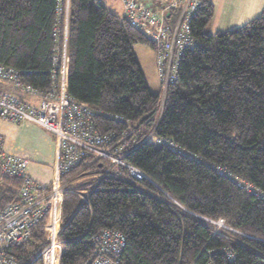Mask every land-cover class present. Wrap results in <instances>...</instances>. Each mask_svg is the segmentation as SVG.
<instances>
[{
	"label": "trees",
	"instance_id": "obj_1",
	"mask_svg": "<svg viewBox=\"0 0 264 264\" xmlns=\"http://www.w3.org/2000/svg\"><path fill=\"white\" fill-rule=\"evenodd\" d=\"M101 1H69L66 95L93 110L99 134L113 144L124 137L115 155L148 180L132 181L120 167L99 179L108 162L89 158L62 174L69 191L61 264H90L92 239L104 229L125 238L121 264H264V14L209 34L213 4L198 0L189 21L197 44L180 57L157 119L161 91L149 90L133 47L156 56L158 44ZM57 9L58 0H0V65L41 94L57 82L51 79L59 57ZM180 11L171 10L165 26ZM149 134L180 154L143 142ZM81 176L92 184L85 201L73 192ZM19 185L16 178L0 180V207L18 200ZM201 218L222 219L235 232L215 234ZM44 244L38 227L12 253L28 264Z\"/></svg>",
	"mask_w": 264,
	"mask_h": 264
},
{
	"label": "built area",
	"instance_id": "obj_2",
	"mask_svg": "<svg viewBox=\"0 0 264 264\" xmlns=\"http://www.w3.org/2000/svg\"><path fill=\"white\" fill-rule=\"evenodd\" d=\"M120 1L126 21L158 44L155 67L164 100L167 87L177 81L180 57L183 52L197 44V41L190 37L189 21L198 8V0H173L169 4L162 1L155 10L136 0ZM178 7H181V11L174 25L165 26L167 14ZM168 32L171 33L169 39ZM60 62L65 65V57H61ZM18 77V72L0 65V82L8 83L31 97H38L39 103L35 106L11 93L0 92V122L14 126L31 122L50 132L55 138L56 165L49 186L37 183L28 174V160L8 150L0 135V180H20L18 200L0 207V264H18L12 250L25 245L30 240L32 231L38 227L44 231L45 244L28 264H61L64 244L61 240L62 205L63 195L68 192L65 189L66 184L60 179L62 174L68 173L89 158L94 161H107L109 164L108 168L98 175L99 179L113 176L112 170L118 167L123 169L126 177L132 181L141 182L148 179L142 171L124 162L122 156L115 155L121 151V147L117 145H120L124 137L113 144L109 134L101 135L95 131L93 110L66 95L63 77L54 90L43 94L29 87H22ZM115 120L123 121L119 117H115ZM143 142L163 146L180 154L171 142L151 134L146 136ZM120 176V173L116 174V177ZM75 193L83 201L86 200L88 192L80 190L78 193L75 190ZM201 220L213 229L215 234L222 230H215L213 225H222L220 229H226L222 220ZM92 242L95 247L90 264H121L120 258L125 247L123 235L115 230L104 229L93 237Z\"/></svg>",
	"mask_w": 264,
	"mask_h": 264
},
{
	"label": "rangeland",
	"instance_id": "obj_3",
	"mask_svg": "<svg viewBox=\"0 0 264 264\" xmlns=\"http://www.w3.org/2000/svg\"><path fill=\"white\" fill-rule=\"evenodd\" d=\"M161 1H163L165 4H169L173 0H161ZM139 2L143 3L148 8L152 7V0H139ZM101 4L104 7H106L109 11L115 12L116 14H121V4L118 0H104ZM181 5H183V3H181ZM133 50L137 59V63L142 71L146 85L148 86L149 90L152 93H160L161 88L159 83V77L155 67V58H156L155 52L143 45H135L133 47ZM2 90L3 88H1L0 90L1 93L6 92ZM161 103L162 102L160 101L157 119H159L161 116L160 113V111H162L160 109ZM0 133L3 135V138L7 140L6 146L8 150H10L15 154H19V155L23 154L24 156L23 155L21 156L25 157L26 159L27 158L29 159V160L27 159L28 167L31 164V166H38L39 169H43L46 171L45 177H47L49 180L45 183L38 181L36 182L45 186H49L51 184L52 175H53L51 172V166L49 167V164L50 162L54 161L53 160L54 157L56 160V146H55L54 136L44 128L31 122H26L24 123V125H16V127L2 126L0 127ZM32 164H36V165H32ZM54 165L56 164L54 163ZM34 169L35 168H32V172ZM88 179L89 177H85V176L76 178V180L74 181L78 184V186L81 187L76 186L75 188H73V192H75L76 188H79L77 190L78 193H80V190H82L84 193L88 192V189L91 188V184L86 185L88 183ZM65 189L69 191L68 183L65 185ZM12 202H16V201L6 202L5 204L2 205V207ZM222 221L224 222V220ZM224 226L226 227V229H220L222 225H220L219 227L213 225L212 227L215 230L218 229L219 231L222 230V232H230L232 230L226 224ZM218 234H220V232Z\"/></svg>",
	"mask_w": 264,
	"mask_h": 264
},
{
	"label": "crops",
	"instance_id": "obj_4",
	"mask_svg": "<svg viewBox=\"0 0 264 264\" xmlns=\"http://www.w3.org/2000/svg\"><path fill=\"white\" fill-rule=\"evenodd\" d=\"M69 1L70 0H58L57 16H58L59 26L57 29H55L54 37L57 40L55 44V51L58 54L57 56L59 57L54 58L53 69L51 71V79L55 77L57 80L56 84H58V81H61V78L63 77L65 85H66V63L65 65H62V63L60 62V59L61 57L66 56L65 51L67 47L66 45L67 44V20H68ZM103 1L104 0H102L101 3ZM118 1L121 4V14H122L123 6H122L121 1L120 0ZM136 1L138 3H141L139 2V0H136ZM211 2L213 4L214 14H213V18L211 19L206 29L207 33L209 34L233 30L235 28L245 25L249 21L256 19L262 14H264V0H211ZM160 3H162L161 0H152V7L149 9L155 10L156 7H158ZM121 14H117V15L120 16ZM65 61H66V58H65ZM1 88H3L2 91L11 93L17 96L19 99L27 101L35 106H37L39 103L38 97H31L27 94H24L21 90L15 89L12 85L8 83L0 82V90ZM21 125H24V124H21ZM2 126L16 127L11 124L0 122V127ZM0 135L3 137L1 133ZM4 141H5V146H6L7 140L4 139ZM53 160L54 161L50 162L49 164V167L51 166L52 174L55 168L54 163L56 164L55 157L53 158ZM32 165H36V164H32ZM32 168H35L33 172H32ZM44 171L45 170L43 169H39L38 166H31V164L28 167V174L30 175V177L34 179L35 181L42 182V183H45L49 180L47 177H45L46 171L45 172ZM34 174H37V175H34Z\"/></svg>",
	"mask_w": 264,
	"mask_h": 264
},
{
	"label": "bare ground",
	"instance_id": "obj_5",
	"mask_svg": "<svg viewBox=\"0 0 264 264\" xmlns=\"http://www.w3.org/2000/svg\"><path fill=\"white\" fill-rule=\"evenodd\" d=\"M161 106H160V109L162 110V106H163V99H162V90H161Z\"/></svg>",
	"mask_w": 264,
	"mask_h": 264
},
{
	"label": "clouds",
	"instance_id": "obj_6",
	"mask_svg": "<svg viewBox=\"0 0 264 264\" xmlns=\"http://www.w3.org/2000/svg\"><path fill=\"white\" fill-rule=\"evenodd\" d=\"M222 232V231H221ZM230 232H235L234 230H231Z\"/></svg>",
	"mask_w": 264,
	"mask_h": 264
}]
</instances>
